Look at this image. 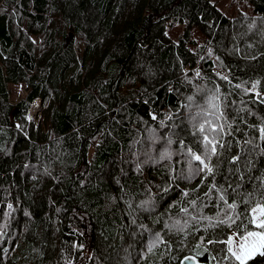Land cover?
Listing matches in <instances>:
<instances>
[{"label": "trees", "instance_id": "1", "mask_svg": "<svg viewBox=\"0 0 264 264\" xmlns=\"http://www.w3.org/2000/svg\"><path fill=\"white\" fill-rule=\"evenodd\" d=\"M238 1L0 0V264H238L217 241L264 205V0Z\"/></svg>", "mask_w": 264, "mask_h": 264}, {"label": "snow or ice", "instance_id": "2", "mask_svg": "<svg viewBox=\"0 0 264 264\" xmlns=\"http://www.w3.org/2000/svg\"><path fill=\"white\" fill-rule=\"evenodd\" d=\"M200 131L203 132L204 128L201 126ZM205 144L210 146L211 154L216 153V145L207 136L204 137ZM191 152V149H189ZM192 160L200 162L203 165V169H196V171L206 170L208 173L213 172V168L210 167L200 155L193 154ZM223 199V196H221ZM236 205L229 204V209H234ZM259 213V215H257ZM238 215L235 217H227L224 220L218 221V224H211V227H217L222 224H226L228 227H232L236 223ZM252 225L257 230H248V226ZM239 228V225H236ZM224 243L227 246V252L230 254V258L238 262V264H248V261L252 260L255 256L259 255L264 257V205H260L257 208L252 209L251 218L248 224L244 226V229L239 232V243L236 244L233 237H229L226 241H217ZM208 243H214L208 241ZM154 246V245H153ZM151 250V248L149 249ZM228 258V257H226Z\"/></svg>", "mask_w": 264, "mask_h": 264}, {"label": "rangeland", "instance_id": "3", "mask_svg": "<svg viewBox=\"0 0 264 264\" xmlns=\"http://www.w3.org/2000/svg\"><path fill=\"white\" fill-rule=\"evenodd\" d=\"M216 2L218 6L222 10L227 12L228 14L233 15L235 11H238V10L240 11L241 9H244L245 11L248 12V9H246L245 6L241 4L238 0H216ZM183 28H184L183 25L174 27L173 29H171L170 34L174 38H176ZM199 39L201 38L199 37ZM9 89H10L11 98L13 102H17L18 100L24 98L25 95L27 94V85L25 83H11L9 84ZM34 105H36V107H34ZM45 106H46V101L38 98L34 101V103L29 108L27 116L29 119H33L36 125L40 121L41 114ZM38 108H40V110L39 112H36ZM258 206L260 205H257L255 208H257ZM257 215H259V213H257ZM231 237H233L236 242V244L234 245L235 247L239 243V234L236 232H233L231 234Z\"/></svg>", "mask_w": 264, "mask_h": 264}, {"label": "water", "instance_id": "4", "mask_svg": "<svg viewBox=\"0 0 264 264\" xmlns=\"http://www.w3.org/2000/svg\"><path fill=\"white\" fill-rule=\"evenodd\" d=\"M73 36H74V34H73V32H71L70 36L66 40V44H68L70 42V40ZM182 264H198V261L194 256L189 255L183 259Z\"/></svg>", "mask_w": 264, "mask_h": 264}, {"label": "built area", "instance_id": "5", "mask_svg": "<svg viewBox=\"0 0 264 264\" xmlns=\"http://www.w3.org/2000/svg\"><path fill=\"white\" fill-rule=\"evenodd\" d=\"M34 107H36V105H34ZM39 110H40V108H38L36 112H39Z\"/></svg>", "mask_w": 264, "mask_h": 264}, {"label": "bare ground", "instance_id": "6", "mask_svg": "<svg viewBox=\"0 0 264 264\" xmlns=\"http://www.w3.org/2000/svg\"><path fill=\"white\" fill-rule=\"evenodd\" d=\"M37 105H38V103H37Z\"/></svg>", "mask_w": 264, "mask_h": 264}]
</instances>
